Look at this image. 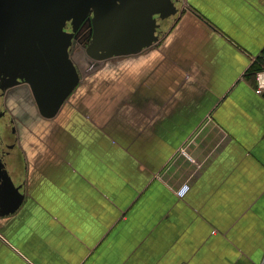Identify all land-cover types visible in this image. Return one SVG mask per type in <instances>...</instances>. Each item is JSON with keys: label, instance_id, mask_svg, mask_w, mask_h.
Here are the masks:
<instances>
[{"label": "crops", "instance_id": "1", "mask_svg": "<svg viewBox=\"0 0 264 264\" xmlns=\"http://www.w3.org/2000/svg\"><path fill=\"white\" fill-rule=\"evenodd\" d=\"M162 22L25 117L0 264H264V0Z\"/></svg>", "mask_w": 264, "mask_h": 264}, {"label": "water", "instance_id": "2", "mask_svg": "<svg viewBox=\"0 0 264 264\" xmlns=\"http://www.w3.org/2000/svg\"><path fill=\"white\" fill-rule=\"evenodd\" d=\"M23 1L29 9L18 13L19 19L23 18L24 22V26L20 25L19 30L31 37L33 35L32 24L39 20L40 29L36 30V34L39 35L41 47L46 40L48 59L45 60L43 57L45 60L43 61L39 56V61L34 64L33 71L27 59L18 58L22 62H16L14 65L12 62H4V48L0 46V69L2 67L14 68L23 75L22 79L31 87L37 113L43 119L50 118L49 103L51 101L63 102L66 97L65 91L67 93L71 86L70 80L74 79L77 74L74 67L63 58V42L58 29L55 28L57 20L65 15H68V18L75 15L81 17L87 13L86 8L91 7L94 11L93 23L96 28L87 53L94 61L103 62L114 57L136 55L149 48L157 40L155 31L160 27L161 22L176 13L175 0H129V2L120 0V4L115 0ZM33 7L35 9L38 7L39 10L33 13ZM156 16L159 18L156 19ZM55 17L57 20L54 21ZM65 19L63 17L61 21ZM0 22L2 23L1 19ZM45 25L47 27L43 28ZM1 30L2 25L0 24ZM51 33L56 38L50 47ZM14 190L16 189L9 183L2 190L0 189V216L15 212L20 205L22 196L17 193V199L12 206Z\"/></svg>", "mask_w": 264, "mask_h": 264}, {"label": "flooded vegetation", "instance_id": "3", "mask_svg": "<svg viewBox=\"0 0 264 264\" xmlns=\"http://www.w3.org/2000/svg\"><path fill=\"white\" fill-rule=\"evenodd\" d=\"M129 2V0H127ZM115 2L121 3L120 0ZM178 4V5H177ZM179 1H174V7L177 9ZM141 7V6H140ZM29 9L24 5L23 0H0V14L2 30L0 31V46L4 48L3 58L4 62H12L13 65L21 60L27 59L34 71V64L39 61V56L45 61L47 57V44L46 40L43 47L39 43V35L36 34V30L40 29L39 20L32 25L33 35L29 37L24 35L19 30L20 25L23 27V18L19 19L18 13ZM39 8L33 7L32 12L35 13ZM87 13L81 17L65 15L66 19L61 21L63 17L57 20L55 27L59 31V35L64 46V60L68 61L75 69V72L80 74L83 67H79L73 59V54L76 51V47L81 50L79 54L83 53V57L91 59L87 53L91 40L94 37L95 23L94 11L91 7L86 8ZM176 14V13H175ZM156 19L159 16L155 17ZM162 24V22H161ZM50 25V24H49ZM48 25V26H49ZM55 25V24H54ZM47 26H43L46 28ZM52 27V26H49ZM51 39L49 46H52L54 42V34L51 33ZM156 42L159 39V35L156 32ZM145 50V49H144ZM44 57V59H43ZM121 58V57H114ZM109 59L111 61L112 59ZM91 61V62H92ZM107 61V60H106ZM97 62V61H94ZM105 62V61H104ZM27 67L29 66L26 62ZM64 67L66 65L64 64ZM65 72V71H64ZM14 68L2 67L0 69V189L10 184L9 180L16 179L15 174L17 171L23 169L24 152L21 144V133L23 129V120L38 118V113L35 107V100L31 91L30 85L25 83L22 79L23 75ZM50 73V72H48ZM19 74V75H18ZM25 109L28 111H25ZM15 187L20 184L13 182ZM9 186V185H8ZM17 199V192H12V202L15 203Z\"/></svg>", "mask_w": 264, "mask_h": 264}, {"label": "rangeland", "instance_id": "4", "mask_svg": "<svg viewBox=\"0 0 264 264\" xmlns=\"http://www.w3.org/2000/svg\"><path fill=\"white\" fill-rule=\"evenodd\" d=\"M179 1V0H178ZM179 3H180V1H179ZM178 5V4H177ZM179 6H177V8H178ZM176 16V14H174L172 17L174 18ZM172 17H171V19H172ZM162 24H163V22H162ZM160 29H161V26H160V28L158 29V31H157V33H158V35H159V38L161 37V31H160ZM81 50H79V48L78 47H76V51L74 52V54H73V59H74V61L77 63V65L79 66V67H83V69H82V71H94V70H96L97 68H98V66L99 65H101L103 62H94V61H92V60H90V59H87L86 57H83L82 55H83V53L82 54H79V52H80ZM92 61V62H91ZM109 63H111V62H109Z\"/></svg>", "mask_w": 264, "mask_h": 264}, {"label": "built area", "instance_id": "5", "mask_svg": "<svg viewBox=\"0 0 264 264\" xmlns=\"http://www.w3.org/2000/svg\"><path fill=\"white\" fill-rule=\"evenodd\" d=\"M261 59H262V69L257 73V85H258V91L264 88V49L261 54ZM187 186H183L178 192L177 195L179 197H182L185 192L187 191Z\"/></svg>", "mask_w": 264, "mask_h": 264}, {"label": "trees", "instance_id": "6", "mask_svg": "<svg viewBox=\"0 0 264 264\" xmlns=\"http://www.w3.org/2000/svg\"><path fill=\"white\" fill-rule=\"evenodd\" d=\"M261 70V68H255L253 71H254V73H257V72H259Z\"/></svg>", "mask_w": 264, "mask_h": 264}]
</instances>
